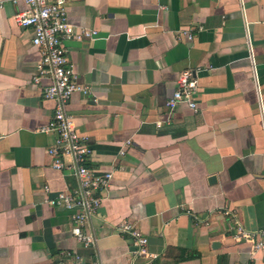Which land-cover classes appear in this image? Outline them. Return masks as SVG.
<instances>
[{
    "label": "crops",
    "instance_id": "obj_1",
    "mask_svg": "<svg viewBox=\"0 0 264 264\" xmlns=\"http://www.w3.org/2000/svg\"><path fill=\"white\" fill-rule=\"evenodd\" d=\"M0 3V264L147 263L124 222L147 238L150 264H264L231 234L264 230V0H66L70 23L97 36L67 43L88 91L65 112L90 147L84 166L112 172L88 248L71 211L47 203L78 183L53 168L55 135L41 131L56 104L41 94L50 80H32L40 54L14 21L25 7ZM184 71L196 111L170 114Z\"/></svg>",
    "mask_w": 264,
    "mask_h": 264
},
{
    "label": "built area",
    "instance_id": "obj_2",
    "mask_svg": "<svg viewBox=\"0 0 264 264\" xmlns=\"http://www.w3.org/2000/svg\"><path fill=\"white\" fill-rule=\"evenodd\" d=\"M11 2L16 6L24 5L25 9H17L14 21L17 25L32 30L31 45L40 54L36 64L37 76L33 77V83L38 85L42 78L47 77L50 84L42 88L41 94L44 99L54 101L56 104L49 123L41 129L55 135L54 143L48 150L53 159L52 166L58 171H67L78 183V188L72 193L62 191L55 198L47 199V203L52 207L71 211L70 234L84 248H88L93 239L86 226L90 216L101 204L98 194L109 186L112 172H100L84 166L86 158L91 154L90 147L77 135L73 118L65 112V105L74 93L88 91L87 87L78 83L75 66L68 57L67 43L93 40L97 32L70 23L65 8L66 0H11ZM184 36L190 39L188 33H184ZM177 86L166 100L165 110L171 114L178 105H185L195 112L198 84L190 71L178 75ZM119 154L122 155L123 150ZM65 157H69L72 162L65 165L62 160ZM44 191H49L48 186L44 187ZM119 230L130 233L133 254L149 261L155 258V255L147 250V238L132 229L129 223H121ZM231 231L233 239L248 243L252 253L264 251V230L250 232L236 224ZM72 259L73 262L70 264H81L80 257L73 256ZM149 261L145 264H150Z\"/></svg>",
    "mask_w": 264,
    "mask_h": 264
}]
</instances>
